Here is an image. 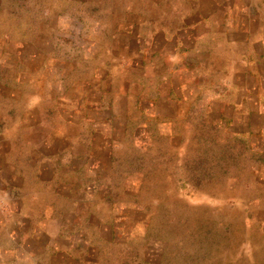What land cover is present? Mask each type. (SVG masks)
Wrapping results in <instances>:
<instances>
[{"label": "crops", "instance_id": "1", "mask_svg": "<svg viewBox=\"0 0 264 264\" xmlns=\"http://www.w3.org/2000/svg\"><path fill=\"white\" fill-rule=\"evenodd\" d=\"M208 135L261 192L264 0H0V264H165L151 169Z\"/></svg>", "mask_w": 264, "mask_h": 264}, {"label": "rangeland", "instance_id": "2", "mask_svg": "<svg viewBox=\"0 0 264 264\" xmlns=\"http://www.w3.org/2000/svg\"><path fill=\"white\" fill-rule=\"evenodd\" d=\"M203 138L199 142L208 147L183 152L187 168L181 171L170 160L164 169L171 176L181 173L189 183L176 184V189L167 183L163 190L156 179L158 165L151 169V223L171 245L165 264H264V221L259 215L262 201L250 198L263 196L264 188L254 191L249 182L252 169H239L234 164L229 167L231 150H222L220 137ZM228 173L234 183H225Z\"/></svg>", "mask_w": 264, "mask_h": 264}]
</instances>
